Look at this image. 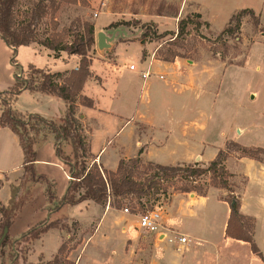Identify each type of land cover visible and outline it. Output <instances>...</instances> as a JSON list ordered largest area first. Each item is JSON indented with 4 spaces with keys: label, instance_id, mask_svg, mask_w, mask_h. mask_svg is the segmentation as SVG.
Here are the masks:
<instances>
[{
    "label": "crops",
    "instance_id": "obj_1",
    "mask_svg": "<svg viewBox=\"0 0 264 264\" xmlns=\"http://www.w3.org/2000/svg\"><path fill=\"white\" fill-rule=\"evenodd\" d=\"M241 1L234 0V4L230 6L231 8L227 12L229 20L234 13L246 8L252 9L261 18L259 9L253 8L252 4L243 6L239 4ZM209 6H211L209 0H183L177 16H161L150 11L145 12L142 10V6L137 9V12L134 9L130 13L123 14H128V17L143 23L153 22L156 24L158 32L162 33L176 31L178 21L193 12L201 14V19L212 25L208 18L212 15ZM108 12L112 18L101 23V25L95 23V41L97 44L92 51L91 76L80 93L76 109V118L82 125L90 146L89 157L87 158L88 166L97 163L102 169L116 171L122 158L128 161L137 157L139 151L142 150L140 157L144 162L169 166L198 162L205 167L216 158L218 152L230 141L243 146L264 148V111L252 113L245 121L236 123L230 132L222 131L220 135L222 138L219 142L211 139L209 128L212 120L211 109L217 104L220 106L219 101L221 100L218 99L221 88L212 90L211 80L214 79V85L218 84V86L223 81L225 82V69L228 66L224 65V62L213 61L215 65H224L221 76V68L217 69V65L214 66V71L210 72L209 63H212L210 60L194 61L182 57H177L172 62L161 60L156 57L153 43L138 39L137 34L134 36L135 38H132L129 31L125 29L117 28L114 31L107 29L111 23L118 20L117 15H119V13L110 10ZM170 18L175 21V29L162 30L160 23L162 20ZM100 33H105L107 37L114 36L112 41L107 39L108 46H99L98 34ZM262 35L264 37V31ZM262 43H264L263 40L256 41L251 46L250 54L244 63L237 62L235 65L248 66L252 57V49H255L257 44ZM132 45L137 47V56L134 60L125 58L120 50V47ZM20 51L27 54L25 60L19 58ZM144 53L147 55L145 56ZM55 54L53 50L38 42H33L17 49L15 55L17 62L13 63L14 49L6 44L0 36V93L14 86L19 70L27 68L30 64L58 74L56 81L62 84L69 71L77 69L79 58H68L65 52L59 57H55ZM131 65H135L136 68L130 69ZM252 68L251 76H246L245 83L243 82L244 90L241 89L244 91V97L250 101L257 99L260 95L259 90H254L252 82L257 79V76L259 77L264 73L261 62H257ZM147 70L152 75L143 79L141 73ZM160 74L168 75L170 78L165 76L162 79ZM241 95L243 97V92ZM81 96L91 98L94 101V106L83 105ZM12 107L23 114L32 113L60 123V118L64 115L67 105L62 99L52 94L23 89L12 103ZM242 108H244V104H242ZM1 113L0 104V115ZM99 123H107V127L105 129L102 125L103 143L95 149L94 142L99 131ZM137 126L141 128L139 132L136 130ZM200 132H202L201 136L195 134ZM115 143L118 148L114 147ZM35 149L37 151V172L50 177L57 195V182L55 183V178L52 176V170L54 168L62 170L66 178L64 183L65 194L69 185L68 168L55 154L54 134L48 129L43 132V136H39L35 140ZM118 149L123 151L122 155ZM184 149L187 152L179 154L178 150L183 151ZM110 151L114 155V160L111 161L107 155ZM23 161L24 153L18 136L10 128L0 126V179L5 176L10 177L21 171ZM225 166L235 176L242 174L246 178V183L241 191L240 212L256 219L254 237L264 255V162L249 157L230 155L225 161ZM37 188H43L45 191L46 184L37 183L33 186L34 198L24 207L21 215L11 226L10 233L12 236L18 237L46 217H68L80 223L76 217L66 213V208L48 214V209L52 204L48 201L46 193H44L43 202H37ZM224 191L226 190L213 187L206 196L194 194V197L186 199L184 205L181 206L183 208L182 213L174 216L177 223L172 220L173 222L169 224L165 220L168 227L187 237L188 241L185 244L178 245L174 242L158 240L153 246L141 247L144 243H148L145 238L140 236L139 232L122 228L120 231L121 250H114L112 253L118 259L115 258L113 262L101 259L100 264H201V258L194 253L203 245L210 248V255L216 258L215 264H225L221 258L224 257L226 251L232 249L234 244H240L238 242L243 241L225 236L230 207L222 198L225 196ZM1 194H3V189L0 188V197ZM58 198L61 197L58 196ZM82 203L85 207L90 206L98 209V216L95 220L97 221L95 230L83 240L79 252L73 259L75 264H82L85 247L93 235L101 233V238L108 241L113 228L106 225L116 224L112 217L109 218V222L106 221L109 216V209L106 204H98L92 200ZM211 203L222 207L223 210L222 219L218 218L216 221L221 234L224 236V241L220 244L214 242L212 238L214 227L210 222L211 215L207 211ZM178 216L190 220L191 223L183 225ZM13 229H15V233ZM82 229L86 228L82 227ZM48 234L56 235L57 239L46 251L43 242L44 237ZM64 237V231L58 228H52L48 233H44L40 239L31 244L30 251L32 255L36 252L37 259L32 261L31 255L30 261L36 262L40 256H44L47 261L52 260L59 253Z\"/></svg>",
    "mask_w": 264,
    "mask_h": 264
},
{
    "label": "rangeland",
    "instance_id": "obj_2",
    "mask_svg": "<svg viewBox=\"0 0 264 264\" xmlns=\"http://www.w3.org/2000/svg\"><path fill=\"white\" fill-rule=\"evenodd\" d=\"M78 1L79 3L74 5L69 4L68 2H66V0H19L15 7L13 15L14 27L16 30H18L22 25L27 24L31 19L33 10L40 2H42L44 5V14L42 22L38 28V40L44 39L53 30L62 31L64 28L69 29L72 26H78V19H80L81 21H90L94 24L97 22V24L101 25V23L106 22L107 20L112 18L111 14L108 12L109 10L115 13H119V15H117L118 20L116 21L119 22V25L111 27L108 26L107 29H110L111 31H114V29L117 28L125 29L129 31L132 38H135L134 36L137 34L138 39L147 40L148 42L153 43L155 47L154 51L156 53V57L160 59L168 56L170 52H176L181 55L178 57H182L185 59L194 61L210 60L212 62L209 63V66L211 67L210 72L212 73L214 71V66L217 65V69L219 67L221 68V76L223 75L224 65L228 66L225 69V82L223 81L221 85L218 86V84L214 85V79L211 80L212 90L215 91L216 89L221 88V92L218 95V99H221L219 101L220 106H218L217 104L211 109L212 120L209 128L211 132V139L213 141L219 142L222 138L220 136L222 131L225 130L230 132L236 123H239L240 121L243 122V120L245 121L247 117L252 113L264 111V73L262 75H259V77L257 76V79L252 82L254 90H259L260 92V95L257 99L250 101L248 98L244 97V91H241V89L244 90L245 85L243 84V82L245 83V77L248 75L251 76L253 72V65H255L257 62H261V67L264 72V43L257 44L255 49H252V57L248 66H243L242 64L235 65V63L237 62L244 63L247 56L250 54L251 46L256 41H264V37L262 35V32L264 31L263 0H242L239 3L243 6H249L248 4H252L253 8H255L256 10L259 9L261 18L257 13L256 17L245 14L242 18L240 30L236 31L233 35L221 33L226 27L225 25L229 20V18L227 17V12L231 8L230 6L234 4V0H209L211 5L209 6V9L211 10L210 14L212 15H210L208 18L210 19L212 25L209 22H204L202 19H200L203 24L199 29H196L194 25H189L188 34L178 39H175L176 37L171 34L166 35L163 38H156V36L150 34L148 38H144L143 33L147 30L146 25L153 22L143 23L140 21H136L134 18L128 17V14H123L130 13V11L138 9L141 6L143 11H148L147 0H105L106 4L103 9H101V14L98 18L94 17V12L100 9V4L104 0ZM194 14L195 13L193 12L191 14H188L187 16L194 17ZM256 19L259 20V24H257ZM233 25V27H235V23ZM175 27V21L172 18L162 20V23H160V28L162 30L175 29ZM154 29H156V24L153 25V30ZM156 30L158 32V29ZM139 33L141 34L139 35ZM71 39L72 36H68L67 40L70 41ZM96 44L97 43L95 41V46L92 51L95 49ZM136 49L137 47L134 45L129 47H120V50L124 54L125 58H132L133 60L136 59L137 56ZM92 51L91 57H93ZM146 55L147 53H145V56ZM26 56L27 54H24V52L20 51L19 58L21 60H25V58H27ZM213 61H222L225 64L215 65ZM23 71H25V73H23ZM18 75H20L21 77H29L32 75V73H30V71L25 68L19 70ZM33 76L36 77L37 74H33ZM165 76L166 78H170V76L168 75ZM242 92L243 97L241 95ZM242 104H244V108H242ZM32 125L34 126V128L31 129L30 135L34 140L35 146V140L39 136H43V132H46L47 128L43 124L35 121L32 122ZM102 125L106 129L107 123H99V131L94 142L95 149L100 147V145L103 143L102 135L104 132L102 131ZM136 130L137 132H139L141 128L137 126ZM195 134L201 136L202 132ZM114 147L118 148V145L115 143ZM118 151L121 155L123 154L122 150L118 149ZM64 152L66 154H70L71 156V146L65 144ZM178 152L179 154H185L187 150H178ZM55 154L57 156L56 148ZM107 155L110 161L114 160L112 151L107 153ZM231 156L239 157V153L231 150ZM196 163L198 162H195L194 164ZM128 164H130V162H128ZM133 171L135 178L141 181H145L155 173V169L149 166L147 163H144L141 166L133 169ZM24 172L25 171L22 168L21 171L8 177V180H6L4 177L0 179V188L3 189V194H1L0 197V207L2 205H9V184L18 186L22 181ZM52 176L55 178V183L57 182V195L62 198L64 196V183L66 179L65 175L59 168H54L52 170ZM229 181L232 185V188L240 193L243 189L244 184L246 183V178L242 176V174H239L235 177H230ZM35 184H31L32 193V188ZM209 184V176H203L197 178L196 180L177 177L174 179L159 181L158 185L152 189V192L142 198H137L134 195L110 197L105 203L109 209V216L106 221L109 222L112 217L116 223L115 225L107 224L108 222L106 223V226L109 225V227L113 228L111 237L108 241H104L101 238V233L93 235V237L85 247L82 264H100L101 259H106L111 262H113L115 258L118 259L116 255H113L112 253L114 250H121L122 242L120 231L122 230V228L130 229L133 232H139L140 236L144 237L145 241L148 242L141 245V247L153 246L157 241L155 239V236L146 233L138 227L139 213L157 208L161 209L164 212V221L167 220L169 224L173 222L172 220H175L176 222V218L174 216L182 213L183 208L181 206L184 205L185 200L191 199L192 197H194V194H197L196 192H181L180 188L189 187L200 191L202 189H206ZM211 188H209L208 191H210ZM44 193L45 191L43 188L36 189L37 202H43V200L45 199ZM224 195L225 196L223 197H229V192L224 191ZM61 198H58V200L51 206L49 205L50 208L48 209V214L50 213L49 210L54 208ZM126 207L129 208V212L124 211ZM64 208H66V213H69L71 216L76 217L80 221L82 227L86 228L82 229L80 223L68 217H50V220L60 219V221L66 225L64 229H60L65 233L63 242H66L67 246L65 249V253L60 254L61 259L59 261V264H75V261L73 259L79 252V247L81 246L83 240L86 239L96 228L97 221L95 220L98 216V209L94 207L91 208L90 206L85 207L82 202L78 205H74L73 207L65 205L62 209ZM207 211L211 215L210 222L214 227L212 231L213 241L220 244L222 241H224V236L221 234L219 225L216 221L218 220V218L222 219V207L216 205L215 203H211L209 204V208ZM178 218H181L180 220L183 225L191 223L190 220L184 219L180 216H178ZM49 231H47V233ZM13 232H16L15 229H13ZM56 239L57 236L54 234H48L46 237H44L43 244L46 248V251L49 250L54 242H56ZM238 243L240 244H234L232 246V249L226 251L224 257L221 258L222 261L225 262V264L264 263V261L259 256L252 252L248 244H245L243 242ZM210 254V248L205 245L196 249L194 253V255H198L201 258V264H215L216 258L213 255L211 256ZM31 255L32 253L31 251H29L27 253V258L29 261ZM41 257V261L38 259L34 263L56 264V262L53 261L54 258L47 261L44 256ZM33 259H37L36 252L32 255V261Z\"/></svg>",
    "mask_w": 264,
    "mask_h": 264
},
{
    "label": "trees",
    "instance_id": "obj_3",
    "mask_svg": "<svg viewBox=\"0 0 264 264\" xmlns=\"http://www.w3.org/2000/svg\"><path fill=\"white\" fill-rule=\"evenodd\" d=\"M18 1L0 0V36L6 44L14 49L12 62H17L15 55L20 46L38 42L44 47L53 50L56 53L55 57L62 56V53L65 52L68 58H79V65L77 69L69 71L64 82L59 84L56 81L58 74L30 64L27 70L32 73L31 76L21 77L17 74L14 86L0 93L2 109L0 126L10 128L18 136L24 153L23 169L25 171L18 186L9 184V205L0 207V264H36L27 258L31 244L35 240L40 239L50 229H64L66 226L60 219L50 220V217H48L30 227L18 237H14L10 233L11 226L21 215L26 204L33 198L31 184L46 183L45 193L48 201L54 204L58 200L53 182L45 174H39L36 170L37 151L34 146V140L30 135L31 129L34 128L32 125L33 121L43 124L54 134L57 156L68 168V174L72 177L69 179L66 193L58 201V204L49 210L50 214L59 212L65 205L74 206L89 200L98 204H105L112 196L134 195L137 198H142L150 194L161 180L177 177L196 180L203 176H209L210 184L206 189L199 191L183 187L180 188V191L184 193L196 192L198 195L205 196L211 187L228 191L229 197H222L230 207L225 236L249 244L252 252L264 261V255L254 237L256 219L240 212L241 192L239 193L232 188L229 178L235 177V174L230 173L225 166V161L231 155V150L238 152L240 157H249L264 162V148L243 146L237 142L230 141L218 152L216 158L205 167L200 163L169 166L154 162H144L140 157L142 150L139 151L137 157L129 161L122 158L116 171L102 169L97 163L88 166L87 158L89 157L90 146L83 132V127L76 118V109L80 93L91 76V51L95 46V24L78 19V26H72L69 29L64 28L62 31L53 30L47 37L38 40V28L44 14L43 3L40 2L35 7L30 21L16 30L13 23V15ZM147 1V9L151 13L161 16H177L183 0ZM66 2L74 5L79 3L78 0H66ZM134 11L137 12L138 10L135 9ZM245 14L256 17V13L252 9L239 10L232 15L221 34L233 35L240 30L242 18ZM194 17L187 16L179 20L176 31H165L163 33H158L156 29L153 30L155 23H150L146 25L147 30L143 33V37L148 38L150 34H153L156 38H163L171 34L176 37L175 39L182 38L188 34L189 25H194L196 29L202 26L203 23L200 21L201 14L195 13ZM256 22L259 24V20L256 19ZM234 23L235 27H233ZM118 25L119 22H113L109 26ZM68 36H72L70 41L67 40ZM178 56L181 55L176 52H170L168 56L161 60L172 62ZM33 74H37V76L34 77ZM23 89L52 94L62 99L66 103L67 108L64 115L60 118V123L47 120L40 115L32 113L23 114L14 109L12 103L18 98ZM81 103L88 107L94 106V101L89 97L81 96ZM65 144L71 146L72 156L64 152ZM144 163L153 167L155 173L145 181H141L135 178L133 169ZM4 178L8 180L7 176ZM6 228L8 231L5 233ZM66 246L67 243L63 242L59 253L54 257L53 261L56 264H59L60 254L65 253ZM39 260H42L41 256Z\"/></svg>",
    "mask_w": 264,
    "mask_h": 264
},
{
    "label": "built area",
    "instance_id": "obj_4",
    "mask_svg": "<svg viewBox=\"0 0 264 264\" xmlns=\"http://www.w3.org/2000/svg\"><path fill=\"white\" fill-rule=\"evenodd\" d=\"M105 0L101 2L100 9L94 12V17H98L101 9L105 6ZM135 65H131L130 69L134 70ZM152 75V73L147 71H142L141 76L143 79H147ZM160 78L164 79L165 74H160ZM70 179L71 176H68ZM125 212H129V208L124 209ZM138 227L145 231L146 233L155 236L158 241L166 240L168 242H174L178 245L185 244L188 239L186 236L182 235L177 230L168 227L164 221V212L161 209H152L146 212H141L138 215Z\"/></svg>",
    "mask_w": 264,
    "mask_h": 264
},
{
    "label": "water",
    "instance_id": "obj_5",
    "mask_svg": "<svg viewBox=\"0 0 264 264\" xmlns=\"http://www.w3.org/2000/svg\"><path fill=\"white\" fill-rule=\"evenodd\" d=\"M109 39V41H112L114 39V36L113 37H107V35L105 33H100L98 34V44L100 47H106L108 46V44L106 43ZM8 231V229L6 228L5 229V233ZM1 242V241H0Z\"/></svg>",
    "mask_w": 264,
    "mask_h": 264
}]
</instances>
